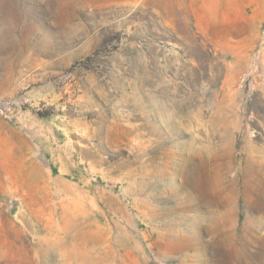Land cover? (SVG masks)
Returning <instances> with one entry per match:
<instances>
[{
	"label": "rangeland",
	"instance_id": "374dc122",
	"mask_svg": "<svg viewBox=\"0 0 264 264\" xmlns=\"http://www.w3.org/2000/svg\"><path fill=\"white\" fill-rule=\"evenodd\" d=\"M0 264H264V0H0Z\"/></svg>",
	"mask_w": 264,
	"mask_h": 264
}]
</instances>
